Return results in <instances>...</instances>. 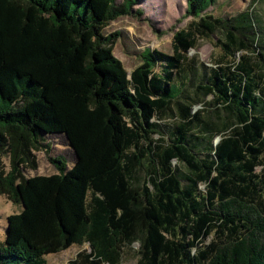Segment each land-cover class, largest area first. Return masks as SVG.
Here are the masks:
<instances>
[{"label":"trees","instance_id":"16d2710c","mask_svg":"<svg viewBox=\"0 0 264 264\" xmlns=\"http://www.w3.org/2000/svg\"><path fill=\"white\" fill-rule=\"evenodd\" d=\"M137 2L0 0V196L20 207L6 219L0 264H46L83 245L69 264H120L136 242L137 264H264V77L252 19L215 18L217 0H186L190 22L172 54L145 49L128 74L112 53L118 34L103 30ZM217 32L210 67L188 57ZM209 95L224 120L194 111ZM174 112L171 141L155 139ZM52 137L71 166L50 156ZM39 151L54 174L27 175Z\"/></svg>","mask_w":264,"mask_h":264},{"label":"rangeland","instance_id":"374dc122","mask_svg":"<svg viewBox=\"0 0 264 264\" xmlns=\"http://www.w3.org/2000/svg\"><path fill=\"white\" fill-rule=\"evenodd\" d=\"M122 0H119L121 2ZM186 0H138L133 7V13L122 16L110 22L103 30L104 36L118 34L112 43V53L118 59L126 72L129 74L141 63V54L145 49L161 51L172 54L173 35L185 28L190 22V18L185 16ZM140 11L141 15H136ZM246 12L253 22V31L256 33L254 49L261 55L260 72L264 77V0H217L216 4L207 10V15L215 18L227 19L236 16L238 13ZM222 33L217 32L209 39L200 40L196 49L191 50L189 58H195L205 67H210L214 60L220 56V49L214 44L217 39H222ZM254 52V51H253ZM203 104L197 106L194 111L200 110V117L211 123H217L225 119V113L219 105H214L212 96L203 97ZM209 104V105H208ZM193 111V112H194ZM175 113V112H174ZM167 115L160 123L161 139L169 143L172 139L174 128L179 125L180 116ZM193 133L199 138L198 145H203V131L195 128ZM218 139H214L216 143ZM50 145V156L60 155L68 166L72 165L73 154L68 149L62 137H52L48 140ZM38 168L36 171H28L27 175H51L56 171L49 163L44 151L36 152ZM66 155V156H65ZM67 157V158H66ZM183 174L187 173L184 164H175ZM144 180L143 173L138 175V185L142 186ZM20 207L11 203L5 197L0 196V242L5 239L6 219L9 215L18 213ZM89 250L88 245L72 246L64 252L45 257L46 264H69L76 254L81 250ZM139 244L133 243L125 252L120 264H137Z\"/></svg>","mask_w":264,"mask_h":264}]
</instances>
